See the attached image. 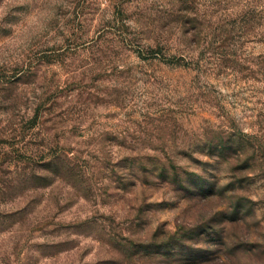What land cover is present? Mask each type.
I'll return each mask as SVG.
<instances>
[{
    "label": "rangeland",
    "instance_id": "obj_1",
    "mask_svg": "<svg viewBox=\"0 0 264 264\" xmlns=\"http://www.w3.org/2000/svg\"><path fill=\"white\" fill-rule=\"evenodd\" d=\"M0 264H264V0H0Z\"/></svg>",
    "mask_w": 264,
    "mask_h": 264
}]
</instances>
